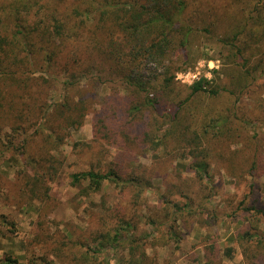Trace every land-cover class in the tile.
<instances>
[{
  "label": "trees",
  "instance_id": "trees-1",
  "mask_svg": "<svg viewBox=\"0 0 264 264\" xmlns=\"http://www.w3.org/2000/svg\"><path fill=\"white\" fill-rule=\"evenodd\" d=\"M197 37L205 42L203 48L212 41L220 45L222 67L215 70L214 79L202 77L190 85L187 96L170 99L165 88L176 71L187 67ZM99 60L103 64L100 71L125 81L140 97L123 101L114 94L106 95L95 110L94 138L120 147L117 160L134 158V147L144 151L143 156L152 152L158 159L146 163L141 172L136 170L139 174L135 176L121 174L117 161L108 162L103 172L72 173L73 183L88 180L96 189L111 180L131 190L127 210L117 205L115 224L110 225V215L102 218L95 237L108 234L118 222L134 226L142 219L137 205L144 197L143 177L160 176L158 163L167 159L171 172L181 178L175 192L185 202L177 205L166 199L180 212L173 215L175 223L161 240L164 244L170 239L178 242L176 226L184 220L189 225L195 222V218H187L199 210L202 198L213 187L209 147L230 134L234 121L238 124L231 135H240L236 130L245 126L237 114V101L264 84V80L259 82L264 79V0H0V190L13 172L21 183L20 191L31 189L36 197L46 193L63 163L54 151L64 144L69 129L80 127L94 109L95 100L91 102L82 81L101 78L91 69ZM148 61L162 63L166 76L160 81L145 79L142 70ZM60 77H65L67 88L50 108L49 97ZM194 95H226L231 102L221 107L223 110L212 111L208 101L200 108L191 99ZM163 105L168 112L158 115L157 108ZM35 123L39 129L33 140L30 130ZM226 139L229 144L233 137ZM6 150L8 154L3 155ZM238 150L239 154L242 149ZM217 153L227 155L225 150ZM245 160L252 182L264 175V154L255 145ZM233 162L232 158L223 171L240 179ZM24 167L31 172H24ZM148 182L152 183V178ZM246 202L244 197L237 207L240 214L232 215L233 237L229 240H256L259 253H264L260 227L264 203L248 206ZM244 211L248 212L247 221L241 219ZM9 223L14 224L13 220ZM119 235L115 233L114 240L120 239ZM89 251L83 252L85 256L72 254L70 260L84 264ZM220 251V245L210 240L203 259L197 257L199 264H224ZM234 252V246H227L223 255L232 257ZM252 255L246 254V264H260ZM18 262L11 253L0 258V264ZM123 264H154V258L142 247L140 238H134Z\"/></svg>",
  "mask_w": 264,
  "mask_h": 264
},
{
  "label": "rangeland",
  "instance_id": "rangeland-1",
  "mask_svg": "<svg viewBox=\"0 0 264 264\" xmlns=\"http://www.w3.org/2000/svg\"><path fill=\"white\" fill-rule=\"evenodd\" d=\"M194 44L187 67L176 71L170 85L165 88L170 99L174 96L176 98L187 96L190 85L202 77L214 79L218 73L215 70L222 67L218 43L212 41L203 48L205 42L197 37ZM101 63L100 60L94 62V67L91 68L92 74L95 77L101 74V78L82 81L86 83L83 84L84 89L91 102L95 100L94 109L92 107L85 115L80 127L69 129L64 144L54 151L63 159V163L59 175L51 181L46 193L40 192L36 197L31 189L20 191L21 183L15 180L16 175L13 172L8 173L9 177L0 190V258L11 253L19 258V262L15 264H75L76 261L70 260V256L75 253L85 256L83 252L89 249L84 264H123L125 257L128 256L131 240L140 238L142 247L146 249L150 258H154V264L169 262L199 264V259H203L205 247L214 239V242L220 245V260L222 259L224 264H246L247 253L253 254L256 262L264 264V253H259L261 249L257 246L256 240L249 241L247 238L229 240L233 237L232 215L240 214L241 208L237 210L240 201L246 197L248 206H252L253 203L256 205L264 203V175L261 178H254L252 182L247 175L245 160L254 145L256 150L264 154V84L257 85L252 93L245 94L237 101V114L243 119L245 126L242 131L236 130L240 135L235 137L231 135L238 124L234 121L230 134L227 133L218 145L209 147L210 184L213 187L202 198L199 210L197 208L193 217L187 218L189 220L195 218V222L189 225L184 220L176 226L180 237L178 242L170 239L164 244L161 240L170 224L175 223L173 215L180 212L176 207L172 208L166 199L171 198L177 205L185 202V198L175 192L181 185V178L171 172L172 165L167 159L158 163L160 176L149 174L143 177L141 185L144 197L137 205L141 209L139 212L142 219L134 226L121 225L118 222L108 234L95 237L102 227V218L109 219L110 215V225L115 224L114 212L117 205L125 206V211L127 210L131 190L122 189L111 180L103 181L96 189L88 180L73 183L72 173L85 170L103 172L107 170L108 162L114 164V161H117L121 164V174L135 176L139 174L136 170L141 172L146 163L150 165L153 159H158L152 152L143 156L144 151L134 147L136 150L134 158L117 160L116 154L120 147L108 144L103 139L94 138L95 110L106 95L114 94L123 101L130 100V96L140 97L131 86L125 84V81L106 74L107 71H100L103 67ZM142 72L145 79L156 78V81L166 76L165 66L155 61L146 62ZM262 80L264 79H260L259 82ZM56 86V90L52 91L49 97L50 108L65 94L67 88L65 77H60ZM191 99L197 102L200 108L208 101L212 111L223 110L221 107H226L231 102L226 95H219L218 98L194 95ZM166 111L165 105L157 108L158 115ZM38 129L37 123L33 124L30 130L31 138ZM22 137H16L15 141L18 142ZM229 137L233 139L228 144L226 138ZM238 149H242L239 154ZM222 150L226 151V156L217 153ZM233 151H236L235 155L238 154L236 159ZM4 154H8L7 150ZM232 158L241 176L240 179L223 171ZM24 169L28 174L31 172L30 168ZM150 178L152 183L148 182ZM44 185L42 182L40 187L43 188ZM243 214V218H239L247 221L248 212L244 211ZM150 219L156 221L151 222ZM11 220L14 222L13 226L9 223ZM260 227L263 232L261 237L264 238V224H260ZM118 232L120 239L114 240V235ZM227 246L235 247L232 257L223 255ZM217 259L219 260V257ZM80 262L78 263L81 264Z\"/></svg>",
  "mask_w": 264,
  "mask_h": 264
}]
</instances>
